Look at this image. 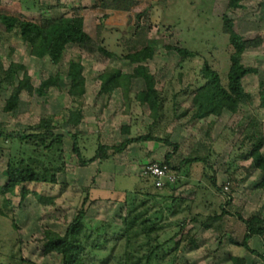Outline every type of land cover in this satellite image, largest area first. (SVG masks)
<instances>
[{
	"label": "rangeland",
	"instance_id": "rangeland-1",
	"mask_svg": "<svg viewBox=\"0 0 264 264\" xmlns=\"http://www.w3.org/2000/svg\"><path fill=\"white\" fill-rule=\"evenodd\" d=\"M38 1L42 5L40 12L29 10L24 1L22 5H0V12L27 20L81 15L85 19L86 31L115 52L117 57L101 60L83 58L85 119L80 126L73 127L66 123L72 105L67 75L70 59L77 55L76 50L70 48L62 62L54 64L50 42L41 44L33 55L31 46L17 38L10 42L0 39V57L6 68L13 60L24 63L36 88L43 80L58 74L61 84V88L52 86L46 96L37 92L32 95L24 93L18 109L9 113L4 111V106L11 89L0 88V123L7 127L9 133L20 134L46 116L57 117L56 132L66 135L68 161L67 170L59 175L58 184L31 186L33 190L56 197L55 205L46 208L32 193L27 197L20 192L7 194L6 197L12 200L11 205L0 196V208L5 211L0 213V260L16 256L39 264H63L61 255L44 253L45 231L51 229L65 234L82 207H85L89 218L120 223V217L127 208V194L133 191L174 194L194 200L193 214L201 213L205 218L220 212L219 205L232 197L236 208L245 217L256 215L264 218V186H260L264 171H251L253 158L243 155L246 150L239 144L246 125L256 116L264 133V109L260 108L259 98L260 83L264 81V0H245L244 7L236 11L228 10V0H137L139 5L132 4L128 13L130 23L109 30L105 29L104 16L110 11L120 10L103 7L102 0ZM130 1L133 3L135 0ZM227 12L235 20L234 28L239 34L258 42L244 57L246 65L255 66L259 71L244 82L252 97L247 101L248 106L227 108L219 117L191 120L192 113L185 116L182 113L191 107L196 88L205 81L202 74L205 64L217 70L223 83H227L233 51L230 36L224 30ZM139 14L143 16L140 18ZM0 28L5 31L4 25ZM147 38L157 46L154 57L147 64L154 71L157 88L165 98L166 114L158 125L148 105L140 103L136 97L146 88L144 80H134L128 97L124 96L122 88L116 89L111 99L101 91V75L118 70L130 72L132 64L118 56L140 49L148 43ZM169 46L186 47L197 55L183 60ZM13 48L14 53L11 52ZM210 122L214 123L211 136L215 141L210 168L201 162L182 164L190 155L205 154L197 153L193 148L197 139L205 138L206 125ZM234 128H237L236 133ZM149 133L162 140L135 142L124 151L97 159L87 166L81 164L80 157L74 152L72 135L78 137L82 159L91 160L102 143L109 147L118 146L128 138ZM261 151L264 153V148ZM170 152L174 154L171 161L178 167V171L173 170L177 175L175 191L171 186L155 188L154 181L144 178L143 174L144 166L154 161L163 162ZM9 156L8 147L0 146V185L8 180L4 171ZM212 175L216 176L221 192L212 186ZM236 208L232 210L236 211ZM176 218L171 217V220ZM246 230L243 222L231 214L223 217L218 236L193 219L188 220L183 234L189 241L183 242L178 264H233L231 256H244L247 252L244 246L235 243L246 240ZM259 237L256 238L259 245L255 241L253 243L255 250L261 249L263 253L259 251L254 255L258 261H263L264 237ZM135 253L132 264H142L143 250L136 249Z\"/></svg>",
	"mask_w": 264,
	"mask_h": 264
},
{
	"label": "trees",
	"instance_id": "trees-1",
	"mask_svg": "<svg viewBox=\"0 0 264 264\" xmlns=\"http://www.w3.org/2000/svg\"><path fill=\"white\" fill-rule=\"evenodd\" d=\"M244 1L228 0V10L236 11L243 8ZM25 2L28 3L29 10L36 11L37 9L40 12L42 9L38 0H25ZM102 2L105 8L122 11H129L132 4L130 0H102ZM229 14L227 12L224 16V30L230 36L233 51L230 55L227 83H223L217 70L212 69L208 63L205 64L202 69L205 81L196 88L191 107L182 113L183 116L192 113L191 120H203L211 116L219 117L227 108L236 107L238 109L248 106L247 101L252 97L251 93L246 90L244 82L248 76L257 74L259 71L255 66L246 65L244 57L249 49L257 46L258 42L245 39L239 34L234 28L235 20ZM142 16L143 14L138 15L140 18ZM1 25L5 27L3 32L0 28L1 41L3 39L5 42H10L17 38L23 44L31 46L30 52L33 55L39 51L41 44L50 42V53L54 64L61 63L70 48L76 50L77 55L70 59L67 75L70 82L72 105L69 108L66 123L73 127L80 126L85 119L84 108L86 106L83 91L86 77L82 60L83 58L94 60L114 58L117 57L115 52L105 47L102 42L94 39L86 31L85 19L81 15H60L42 17L40 20H27L0 12ZM146 40L148 43L140 49L118 56L136 65L133 73L118 70L101 75V91L107 95L108 99H111L115 90L122 88L124 96L128 97L134 80H144L146 88L138 92L136 97L140 103L148 105L151 116L155 118L158 125L160 119L166 114L165 98L162 91L157 88L158 83L154 71L147 64L148 60L154 57L157 46L152 43L151 39ZM169 48L175 49L183 60L197 55V52L186 47L169 46ZM11 52L14 53L15 49H11ZM52 86L61 88L59 74L43 80L36 88L33 84V77L24 63L13 60L6 68L0 57V88L11 89V95L5 102V112L17 110L24 93L32 95L37 92L40 96H46ZM259 98L260 108L264 109V81L260 83ZM56 119L55 116H46L20 134L9 133L7 127L0 123V146H6L10 150L8 166L4 171L8 180L4 185H0V196L6 204L11 205L12 203V200L6 197L7 194L16 195L19 192L23 197L32 193L46 208L56 204V197L31 189L32 185L58 184L59 175L67 170L66 135L56 132ZM213 127L212 122L206 125L205 138L197 139L196 147L193 148V151L205 154L190 155L183 162L181 161L182 164L201 162L210 168L212 146L215 143L211 136ZM236 129H233L234 133L237 132ZM72 137L75 140L74 152L80 157L83 166L97 159L108 158L113 153H120L135 142L162 140L155 134L149 133L128 138L118 146L109 147L102 143L93 159L84 160L78 137L76 135ZM165 141L170 143L168 140ZM239 144L241 149L246 150L243 155L253 158L251 171L258 169L264 171V153L261 151L264 148V133L257 116L246 125ZM174 146L178 148V145ZM173 157L174 154L170 152L163 162L174 171H178V167L171 161ZM144 178L153 180L154 187L159 188L153 177L144 175ZM210 181L215 190L222 191L215 175L210 176ZM176 185L177 179L174 182H168L166 186H171L175 191ZM260 186H264V179ZM194 203V200L174 194L162 195L150 191L128 192L127 208L125 214L120 217V223L89 218L86 216L85 207H82L74 220L69 223L65 234L51 229L45 231L44 253L61 255L64 260L63 264H132L136 249H141L144 252L141 258L144 261L142 264H178L183 242L189 241L188 236L183 234L188 220L193 219L201 227L211 230L212 234L218 236L219 226L227 214L237 216L247 228L246 240L243 243H235L244 246L252 253L259 252L250 247L249 240L254 236L264 237L263 217L256 215L245 217L241 210L236 208L232 197L219 205L220 212L208 215L206 218L201 213L193 214ZM85 204L84 202V206ZM234 208L236 211L232 210ZM4 212L0 208V213ZM171 217L177 218L171 220ZM178 237H180L179 240ZM230 259L233 264H248L244 256H231ZM0 264L39 263L26 257L8 256L5 260H0Z\"/></svg>",
	"mask_w": 264,
	"mask_h": 264
},
{
	"label": "crops",
	"instance_id": "crops-1",
	"mask_svg": "<svg viewBox=\"0 0 264 264\" xmlns=\"http://www.w3.org/2000/svg\"><path fill=\"white\" fill-rule=\"evenodd\" d=\"M23 1L26 5H28L27 2H25V0H0V5H3V6H12V5H22L23 4ZM134 6L135 5H139L137 0L133 1ZM131 4V7L133 6ZM116 11V10H115ZM142 11V10H141ZM114 12V11H113ZM109 12L107 15L104 16V26H105V29L106 30H109L111 28H114V27H124V26H127L129 23H130V20H128V16H130L128 13L130 12L129 11H116V12ZM143 12V11H142ZM128 20V21H127ZM102 25V24H101ZM131 64H132V70L128 73H133L136 65L133 64L130 60H128ZM118 89V88H117ZM146 165V164H145ZM244 224V223H243ZM244 227L246 228L245 224H244ZM247 231V230H246ZM246 234V233H245ZM259 236H254L252 237L250 240H249V245L252 249H256L254 247V241L255 243L257 244V246L259 245V243H257V240L256 238H258ZM260 238V237H259ZM259 242V241H258ZM261 249H259L260 251ZM263 251V250H262ZM260 253H263L260 251ZM244 257L247 259L248 261V264H264V260L263 261H258L256 258H255V255L254 253L250 252L247 250L246 254L244 255Z\"/></svg>",
	"mask_w": 264,
	"mask_h": 264
},
{
	"label": "built area",
	"instance_id": "built-area-1",
	"mask_svg": "<svg viewBox=\"0 0 264 264\" xmlns=\"http://www.w3.org/2000/svg\"><path fill=\"white\" fill-rule=\"evenodd\" d=\"M143 174L151 176L156 181V186L162 188L167 185L168 182H174L177 179V175L165 162L154 161L147 164L143 169ZM227 189L229 187H226Z\"/></svg>",
	"mask_w": 264,
	"mask_h": 264
}]
</instances>
